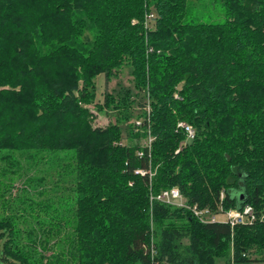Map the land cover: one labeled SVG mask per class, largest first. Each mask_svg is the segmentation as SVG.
Instances as JSON below:
<instances>
[{
    "label": "trees",
    "instance_id": "1",
    "mask_svg": "<svg viewBox=\"0 0 264 264\" xmlns=\"http://www.w3.org/2000/svg\"><path fill=\"white\" fill-rule=\"evenodd\" d=\"M220 2L204 21L193 0H0V264L264 262V0ZM57 165L70 195L38 199ZM173 186L256 219L150 199Z\"/></svg>",
    "mask_w": 264,
    "mask_h": 264
},
{
    "label": "rangeland",
    "instance_id": "2",
    "mask_svg": "<svg viewBox=\"0 0 264 264\" xmlns=\"http://www.w3.org/2000/svg\"><path fill=\"white\" fill-rule=\"evenodd\" d=\"M195 2V7L192 8V14L194 16H200L202 20L204 21H222L224 18V10L221 6L220 0H193ZM128 79V73L126 72V69L122 70V73L118 79H113L108 83L109 89H111L113 86L118 87L116 84L117 82H120L123 85H130ZM96 82V97L95 99L87 105V107L93 112V115H95V124L97 125H106L110 120L114 121L115 116H113V112L111 110H97V104H100L103 100V91L105 89V81L104 76L102 74L98 75L95 78ZM137 110L139 108H136ZM104 111H107L108 115L105 114ZM138 120H134L133 118L130 119L127 124L135 123ZM126 124V125H127ZM140 143H146V139H139ZM149 142V140H148ZM147 142V143H148ZM61 164V163H60ZM43 165V164H41ZM58 166V168H57ZM54 166L51 170L48 171V174L46 173V180H45V187L42 188L44 190L43 196H40L38 199H42L44 196L49 195L51 193H55V195L60 196H68L70 195V190L66 188L65 186L69 183L68 176H59L56 174V170L58 169L61 171L62 167L60 165ZM43 168V166H41ZM34 173V171H31ZM62 173V172H59ZM58 179V182H55ZM57 185V187H56ZM55 188V189H54ZM48 190V191H47ZM13 192H15V189H13ZM36 198L38 196H35ZM56 201L58 199H55ZM60 200V199H59ZM59 200L56 203V206H59ZM63 200V199H62ZM61 214L63 213V216L66 218V212L63 211V208H61ZM68 230L67 227H64L61 231L60 237L63 238L65 236L66 231ZM224 258H216L214 264H224ZM232 264H264V262L261 261H249V262H239V263H232Z\"/></svg>",
    "mask_w": 264,
    "mask_h": 264
},
{
    "label": "built area",
    "instance_id": "3",
    "mask_svg": "<svg viewBox=\"0 0 264 264\" xmlns=\"http://www.w3.org/2000/svg\"><path fill=\"white\" fill-rule=\"evenodd\" d=\"M152 17H154V15L149 14L148 19L151 20ZM136 124H139V120L136 121ZM178 126L184 128V130L187 132L188 138L193 137L194 130L190 125H187L184 122H179ZM138 172L142 174L144 173L141 170L136 171V173ZM150 199L175 207L188 209L202 223L225 222L233 227L237 224L252 223L256 219L254 209L250 205H244L239 209L231 208L227 211H223L220 207L218 211H212L209 207H200L196 203L189 204L181 190L176 186L163 189L157 194H152ZM263 217L264 215L261 217V219Z\"/></svg>",
    "mask_w": 264,
    "mask_h": 264
}]
</instances>
